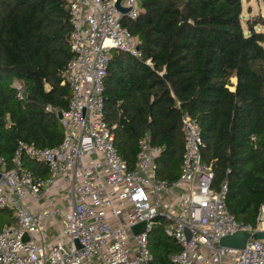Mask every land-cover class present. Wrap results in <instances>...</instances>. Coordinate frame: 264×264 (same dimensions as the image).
I'll return each mask as SVG.
<instances>
[{
    "label": "trees",
    "instance_id": "trees-1",
    "mask_svg": "<svg viewBox=\"0 0 264 264\" xmlns=\"http://www.w3.org/2000/svg\"><path fill=\"white\" fill-rule=\"evenodd\" d=\"M138 2V17L122 22L140 55L112 49L103 79L104 118L115 125L116 150L133 168L149 133L151 145L164 147L158 177L175 181L187 113L201 129V159L213 169V188L225 184L228 211L255 227L261 207L264 217V19L246 21L244 29L241 0ZM68 18L65 0H0V156L7 161L20 140L52 148L62 139L46 106L64 110L71 99L64 77L73 57ZM14 81L23 86L21 99ZM24 165L48 175L27 158ZM13 222L12 211L0 208V229ZM164 225L157 220L149 235L153 264H173L170 256L180 250Z\"/></svg>",
    "mask_w": 264,
    "mask_h": 264
},
{
    "label": "built area",
    "instance_id": "built-area-1",
    "mask_svg": "<svg viewBox=\"0 0 264 264\" xmlns=\"http://www.w3.org/2000/svg\"><path fill=\"white\" fill-rule=\"evenodd\" d=\"M65 7L73 57L64 77L71 99L64 110L46 106L60 115L62 139L52 148L20 140L10 161L0 156V208L14 217L0 229V264H153L148 240L159 219L180 246L170 256L173 264H264V238L255 236L264 232L263 208L255 227L228 211L226 185L213 188V169L201 159V129L190 115H181L180 174L171 183L157 175L164 147L146 136L130 169L114 146L103 79L112 49L140 55L122 22L138 17V0H65ZM13 86L21 99L22 84ZM25 158L48 175L28 171ZM141 222L144 229L135 234L132 227ZM237 231L252 234L243 249L218 245Z\"/></svg>",
    "mask_w": 264,
    "mask_h": 264
},
{
    "label": "water",
    "instance_id": "water-1",
    "mask_svg": "<svg viewBox=\"0 0 264 264\" xmlns=\"http://www.w3.org/2000/svg\"><path fill=\"white\" fill-rule=\"evenodd\" d=\"M118 6V4H117ZM121 11H125L124 9H121ZM60 115H57V118H59ZM149 137V133L146 135ZM144 229V223L141 222L135 226L132 227L133 232L136 234L138 232L143 231ZM186 232V236L188 237L189 234ZM255 236L259 239L264 238V232H257ZM252 237V234L246 231H237L232 234H227L220 238L218 245L225 248H231L236 250H241L245 247L246 243L249 241V239Z\"/></svg>",
    "mask_w": 264,
    "mask_h": 264
},
{
    "label": "rangeland",
    "instance_id": "rangeland-1",
    "mask_svg": "<svg viewBox=\"0 0 264 264\" xmlns=\"http://www.w3.org/2000/svg\"><path fill=\"white\" fill-rule=\"evenodd\" d=\"M242 1V25L246 29V21L253 22L258 17L264 19V0H241ZM257 31L263 30L260 24L254 25ZM17 82V81H16Z\"/></svg>",
    "mask_w": 264,
    "mask_h": 264
}]
</instances>
